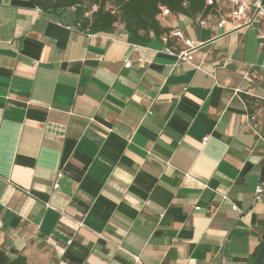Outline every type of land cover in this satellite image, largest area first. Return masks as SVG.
Returning a JSON list of instances; mask_svg holds the SVG:
<instances>
[{
    "label": "crops",
    "instance_id": "crops-1",
    "mask_svg": "<svg viewBox=\"0 0 264 264\" xmlns=\"http://www.w3.org/2000/svg\"><path fill=\"white\" fill-rule=\"evenodd\" d=\"M229 10L158 15L203 43L180 62L174 38L91 34L0 0V264H253L264 84L242 73L263 60L260 26L196 23Z\"/></svg>",
    "mask_w": 264,
    "mask_h": 264
},
{
    "label": "trees",
    "instance_id": "trees-1",
    "mask_svg": "<svg viewBox=\"0 0 264 264\" xmlns=\"http://www.w3.org/2000/svg\"><path fill=\"white\" fill-rule=\"evenodd\" d=\"M44 12L68 15L81 31L91 34L103 33L117 24L134 40L147 43L161 38L168 30L157 17L162 8L170 12L194 17L206 14L205 0H29ZM95 6V10H91ZM90 13L89 15H87ZM261 246V244H260ZM256 252V255L260 249ZM4 264H26V258L18 255ZM264 264V262H263Z\"/></svg>",
    "mask_w": 264,
    "mask_h": 264
},
{
    "label": "built area",
    "instance_id": "built-area-1",
    "mask_svg": "<svg viewBox=\"0 0 264 264\" xmlns=\"http://www.w3.org/2000/svg\"><path fill=\"white\" fill-rule=\"evenodd\" d=\"M221 0H205V5L208 7H214ZM230 10L227 20L219 18L214 20L210 17L199 18L196 20L199 28L203 30H213L223 28L226 22L233 25V29H239L244 27L260 26V32L257 36V44L263 55V60L259 65H249L242 73V80L248 84L263 83L264 84V3L263 0H229ZM95 10V9H94ZM170 11L167 8H162L159 15L167 16ZM169 38L176 39L181 48L177 52H173L170 48H166L165 51L169 54H173L180 62H191L193 59V52L202 47L203 43L194 44L190 39L186 38L183 32L177 28H174L167 34L162 35L160 38L165 44ZM125 66L129 67L130 63L126 62ZM264 91V87H263ZM207 138L203 139L202 144H205ZM57 177L60 176L58 173ZM58 184H53V189H56ZM264 193V185H258L254 190V200H259ZM235 210L236 207L232 206ZM100 238H103L100 236ZM133 264H141L138 255H132Z\"/></svg>",
    "mask_w": 264,
    "mask_h": 264
},
{
    "label": "water",
    "instance_id": "water-1",
    "mask_svg": "<svg viewBox=\"0 0 264 264\" xmlns=\"http://www.w3.org/2000/svg\"><path fill=\"white\" fill-rule=\"evenodd\" d=\"M263 3H264V0H263ZM264 262V239L261 243V246H260V249L253 261V264H263Z\"/></svg>",
    "mask_w": 264,
    "mask_h": 264
},
{
    "label": "rangeland",
    "instance_id": "rangeland-1",
    "mask_svg": "<svg viewBox=\"0 0 264 264\" xmlns=\"http://www.w3.org/2000/svg\"><path fill=\"white\" fill-rule=\"evenodd\" d=\"M94 9H96V7L95 6H92V9L91 10H94ZM90 13H88L87 15H89Z\"/></svg>",
    "mask_w": 264,
    "mask_h": 264
}]
</instances>
